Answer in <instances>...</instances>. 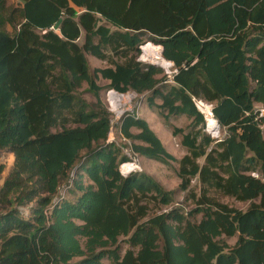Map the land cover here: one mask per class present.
<instances>
[{
    "label": "trees",
    "instance_id": "1",
    "mask_svg": "<svg viewBox=\"0 0 264 264\" xmlns=\"http://www.w3.org/2000/svg\"><path fill=\"white\" fill-rule=\"evenodd\" d=\"M19 2L0 0V158L13 156L2 177L0 160V264H264V116L255 107L264 106V0ZM144 38L161 46L169 76L137 60ZM85 54L107 66L90 75ZM93 78L145 96L162 117L190 119L176 174L180 190L199 183L191 211L148 215L172 191L118 170L128 157L107 141L106 111L87 110L75 93L85 82L96 94ZM195 101L211 105L220 139L205 133ZM117 122L132 153L175 160L142 118ZM210 190L249 204L228 206Z\"/></svg>",
    "mask_w": 264,
    "mask_h": 264
},
{
    "label": "rangeland",
    "instance_id": "2",
    "mask_svg": "<svg viewBox=\"0 0 264 264\" xmlns=\"http://www.w3.org/2000/svg\"><path fill=\"white\" fill-rule=\"evenodd\" d=\"M6 6L16 7L20 6L19 0H6ZM8 32L11 31L9 26H5ZM77 42H81V37L77 39ZM158 46L151 40H146L144 38L141 45H139V53L137 55V60L144 64H153L159 67L163 74L170 75L174 71L171 65H168L165 69L161 65L154 62L149 56L145 49L147 46ZM86 63L88 66V72H91L96 67L107 66L106 61L96 59L88 54H85ZM94 84L99 89L96 94L88 90V86L85 82L81 83V86L76 89L75 93L84 103L87 110H104L110 120V128L107 133V141H112L115 145H118L120 151L128 157L127 161H123L118 164V170L122 174H128L129 172H142L152 178L159 186L165 191H172L171 200L167 204H149L148 215L153 213H160L168 211L171 208H177L181 212L186 213L194 208V198L192 195H198L199 193V183L195 178L191 179L187 190H180L178 187L179 178L176 174L177 171V160L185 153V147L181 143L182 134L189 130L190 119L184 115L177 116H160L156 110L149 108L145 103V96L135 94L132 91L118 92L120 94L119 98H114L107 96V90L109 88L105 87L106 81L100 78H93ZM158 102L157 100H155ZM197 105V101H195ZM209 107L211 105L206 103ZM258 111V104H255ZM202 113V112H201ZM134 115L142 118L151 131L158 138L159 142L163 148L175 159L166 160L165 162H160L155 159L146 158L138 156L131 152L130 143L125 139L118 126V119L123 115ZM205 121L204 131L213 139H220L224 132L223 128L215 126L214 128H209L207 125V120L205 114H203ZM176 130V133L173 130ZM132 133L136 132V129L131 128ZM1 162L4 164V170L1 173V177L6 173L7 169L13 161V156L10 153H4L0 158ZM199 163L202 159L198 160ZM126 165L125 167H123ZM1 182V179H0ZM208 195L217 200L218 202L225 203L228 206L245 209L249 201H238L232 197L224 196L221 193L210 190ZM69 197V196H68ZM190 221L197 222L200 218L199 212H192L187 216ZM126 237L120 236L118 238V245L120 246L121 252L128 247L126 244ZM225 242L229 245L233 244L235 237L225 238ZM105 264H110L109 260H103Z\"/></svg>",
    "mask_w": 264,
    "mask_h": 264
},
{
    "label": "bare ground",
    "instance_id": "3",
    "mask_svg": "<svg viewBox=\"0 0 264 264\" xmlns=\"http://www.w3.org/2000/svg\"><path fill=\"white\" fill-rule=\"evenodd\" d=\"M158 48V46H157ZM151 45L147 46L145 49V52H147L149 54V56L151 57V59L154 60V62H156L157 64L161 65L162 67H164V69L170 65V63L168 64L167 61H165L164 59H162V57L160 56L159 53V48L157 49ZM120 95L118 96H114V98H119ZM198 109L200 112H202L203 114H205L206 120H207V125L209 128H214L215 126H217L216 122L214 119H212V115L210 113V107L208 105H206L203 102H198L197 103ZM218 127V126H217ZM126 165H124L123 167H125Z\"/></svg>",
    "mask_w": 264,
    "mask_h": 264
},
{
    "label": "built area",
    "instance_id": "4",
    "mask_svg": "<svg viewBox=\"0 0 264 264\" xmlns=\"http://www.w3.org/2000/svg\"><path fill=\"white\" fill-rule=\"evenodd\" d=\"M106 95L109 96V98H110V97L118 96L120 94L118 93V91H116L114 89H108ZM258 116H264V106L259 105V107H258ZM250 175L254 176V177H257L256 172H250Z\"/></svg>",
    "mask_w": 264,
    "mask_h": 264
},
{
    "label": "water",
    "instance_id": "5",
    "mask_svg": "<svg viewBox=\"0 0 264 264\" xmlns=\"http://www.w3.org/2000/svg\"><path fill=\"white\" fill-rule=\"evenodd\" d=\"M59 19L53 24V26H52V29H57L58 28V25H59ZM159 53H160V56H161V46L159 45ZM163 59V58H162ZM166 61V60H165ZM168 62V64L170 63L169 61H167ZM170 65H171V63H170ZM198 101H201V100H198ZM195 106H196V108L198 109V106L195 104ZM199 110V109H198ZM200 112V111H199ZM210 113H211V110H210ZM212 119H214V118H212Z\"/></svg>",
    "mask_w": 264,
    "mask_h": 264
}]
</instances>
